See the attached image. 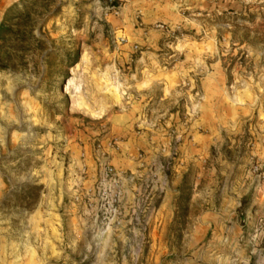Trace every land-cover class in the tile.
<instances>
[{"label":"rangeland","instance_id":"rangeland-1","mask_svg":"<svg viewBox=\"0 0 264 264\" xmlns=\"http://www.w3.org/2000/svg\"><path fill=\"white\" fill-rule=\"evenodd\" d=\"M38 5L0 48V264H264V0Z\"/></svg>","mask_w":264,"mask_h":264},{"label":"trees","instance_id":"trees-1","mask_svg":"<svg viewBox=\"0 0 264 264\" xmlns=\"http://www.w3.org/2000/svg\"><path fill=\"white\" fill-rule=\"evenodd\" d=\"M23 4L21 10H18V3L12 4L4 13L2 21L0 22V48L9 45L10 49L18 51L14 48L13 43L31 42L32 33L37 19L41 18L45 12V6L38 4H51V0H21ZM22 30L29 37L28 40H19L17 38V31ZM25 35V34H24ZM34 50V48L32 49ZM12 61V55L8 51L0 53V70L8 68ZM29 191L26 192L31 198L36 200L38 198L37 192L40 188L36 186H28Z\"/></svg>","mask_w":264,"mask_h":264},{"label":"built area","instance_id":"built-area-1","mask_svg":"<svg viewBox=\"0 0 264 264\" xmlns=\"http://www.w3.org/2000/svg\"><path fill=\"white\" fill-rule=\"evenodd\" d=\"M99 147V145H98ZM100 173H101V177L100 179L102 181H106L109 180L113 183L114 185V192L112 195V203H111V207H113V211H116V207L115 204H117L120 199H121V180H122V175L120 172H118L117 169H115L114 167L110 166V165H103L100 169Z\"/></svg>","mask_w":264,"mask_h":264}]
</instances>
